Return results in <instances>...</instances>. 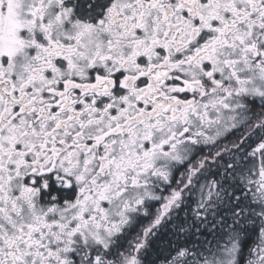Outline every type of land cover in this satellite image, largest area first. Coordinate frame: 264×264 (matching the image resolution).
Here are the masks:
<instances>
[{"label":"snow or ice","instance_id":"snow-or-ice-1","mask_svg":"<svg viewBox=\"0 0 264 264\" xmlns=\"http://www.w3.org/2000/svg\"><path fill=\"white\" fill-rule=\"evenodd\" d=\"M0 264H264V0H0Z\"/></svg>","mask_w":264,"mask_h":264}]
</instances>
